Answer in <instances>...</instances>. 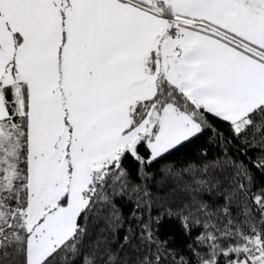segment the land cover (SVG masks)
Returning a JSON list of instances; mask_svg holds the SVG:
<instances>
[{
	"label": "snow or ice",
	"instance_id": "snow-or-ice-1",
	"mask_svg": "<svg viewBox=\"0 0 264 264\" xmlns=\"http://www.w3.org/2000/svg\"><path fill=\"white\" fill-rule=\"evenodd\" d=\"M0 264H264V0H0Z\"/></svg>",
	"mask_w": 264,
	"mask_h": 264
},
{
	"label": "trees",
	"instance_id": "trees-1",
	"mask_svg": "<svg viewBox=\"0 0 264 264\" xmlns=\"http://www.w3.org/2000/svg\"><path fill=\"white\" fill-rule=\"evenodd\" d=\"M195 152H196V146L190 145L187 148L182 149L180 152L173 153L171 156L167 157L166 161H163L162 164L168 163V164L179 165L182 162L192 158L195 155ZM161 233L165 235L170 233H175L177 236H179V226L175 221L166 220L161 225Z\"/></svg>",
	"mask_w": 264,
	"mask_h": 264
}]
</instances>
